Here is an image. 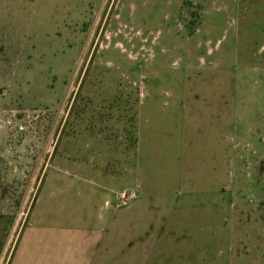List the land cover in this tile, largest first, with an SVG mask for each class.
I'll use <instances>...</instances> for the list:
<instances>
[{
  "label": "rangeland",
  "instance_id": "rangeland-1",
  "mask_svg": "<svg viewBox=\"0 0 264 264\" xmlns=\"http://www.w3.org/2000/svg\"><path fill=\"white\" fill-rule=\"evenodd\" d=\"M51 247L264 264V0H0V264Z\"/></svg>",
  "mask_w": 264,
  "mask_h": 264
},
{
  "label": "crops",
  "instance_id": "crops-1",
  "mask_svg": "<svg viewBox=\"0 0 264 264\" xmlns=\"http://www.w3.org/2000/svg\"><path fill=\"white\" fill-rule=\"evenodd\" d=\"M108 203L110 205V202H106V204H105L106 207H107ZM44 205L42 207H38V209H37L39 211L38 215H37V220H39L42 216L46 217V216L49 215V202H44ZM110 206L114 207V209H115V205H110ZM43 207H46V208L43 209ZM106 221H108V220H106ZM100 222L101 221H99V223ZM40 224H42V223H40ZM43 225L46 226V227H49V223H47V224L43 223ZM94 230H95L96 233L98 232L96 227H95ZM90 239H91V241H90L89 244H93V246H94V244H96L97 239L92 237V236H90ZM96 249H97V246H96ZM61 251H62L61 248H58V247L49 248V260H50L49 264H55V263L58 264V263L61 262V256H60V252ZM41 257H42V259H41L42 263L41 264H46L45 263L46 259L43 258V255H41ZM81 257L82 256L79 255V254H75L74 256H72L71 257V264H79V261H80ZM27 263H30V259L28 257V254L21 256L20 262L18 264H27ZM87 264H88V262H87ZM89 264H94V261H93L92 258L90 259Z\"/></svg>",
  "mask_w": 264,
  "mask_h": 264
}]
</instances>
